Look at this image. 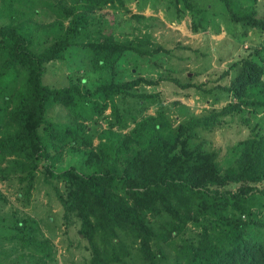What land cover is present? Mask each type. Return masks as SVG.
Listing matches in <instances>:
<instances>
[{"label":"trees","instance_id":"obj_1","mask_svg":"<svg viewBox=\"0 0 264 264\" xmlns=\"http://www.w3.org/2000/svg\"><path fill=\"white\" fill-rule=\"evenodd\" d=\"M128 1L0 0V22L8 20L0 23V181L16 178L26 204L38 180L50 186L66 222L79 221L91 252L87 264H127L135 257L142 264H264V129L254 125L224 160L203 140L226 117L240 114L250 124L264 108L259 0H218L244 27L241 35L251 30L259 41L222 75L238 68L230 84L220 85L231 101L176 126L162 110L131 113V121L121 111L118 98L136 101L141 112L161 103L159 93L144 88L166 79L138 69L162 67V47L149 27L121 37L114 26L107 8L130 12ZM147 1L173 19L190 15L195 32L213 22L210 6L197 0ZM43 13L54 18L44 22ZM70 54L88 58L96 81L77 73L65 86L45 82L49 65ZM181 86L202 88L191 81ZM56 105L61 121L48 117ZM98 117L108 126L95 144L88 122ZM67 147L83 153L84 170L57 169ZM5 221L0 218L1 264L17 253L36 264L54 259L51 239L24 230L37 226L35 219Z\"/></svg>","mask_w":264,"mask_h":264},{"label":"rangeland","instance_id":"obj_2","mask_svg":"<svg viewBox=\"0 0 264 264\" xmlns=\"http://www.w3.org/2000/svg\"><path fill=\"white\" fill-rule=\"evenodd\" d=\"M201 7L210 6L209 16L213 22L207 30L195 32L192 28V19L188 15L182 20L171 18L168 10L159 6L156 10L150 2L145 0H130L128 8L115 10L111 7L107 9L115 17L114 26L123 37L132 36L139 28L149 27L153 41L162 47L163 52L159 55L162 67L154 68L150 64L146 67H139L144 74H151L160 80L158 86H146L149 92L160 94L161 103L151 106L147 111L141 112L136 101L118 98L122 113H126L131 121V113L137 114H157L164 111L171 119L174 126L187 120L192 116L204 113L205 111L217 107H224L231 101V95L222 90L220 85L230 84L236 75L237 69H232L230 74L223 76L225 71L237 60L239 55L245 54V49L255 45L259 41L258 35L251 30L248 34H242L243 26L235 24L227 15L226 10L218 0H197ZM260 15L264 14V0L258 1ZM135 15H144L139 20ZM40 18V17H39ZM54 17L43 13L41 19L44 22L52 20ZM8 23V20L0 22ZM84 59V60H83ZM88 58L84 54L72 56L64 63L58 62L55 66L49 65L44 81L57 86H65L76 80L79 73L91 81H96V74L89 70ZM79 67V70H77ZM132 64H129L128 71ZM136 72L137 69L135 68ZM177 80L179 82H177ZM191 81L195 85L184 88L181 84ZM264 82V77H263ZM107 110L106 114H110ZM62 108L59 105L48 109V117L55 120H63ZM107 118L98 117L93 122H88L90 130L94 134V143H98L97 134L105 129ZM254 125L264 129V108H260L257 117L247 124L240 114L228 116L225 122L212 133H204L203 140L206 141L207 148L219 153V159L224 160L230 154L231 147L238 141L247 138ZM127 131V130H126ZM264 131V130H263ZM84 155L72 147H67V151L57 166L58 170L68 167H76L84 170ZM5 165V164H4ZM43 178V177H42ZM41 178V179H42ZM37 189L34 192L30 203H24L18 198L19 183L16 178L11 177L0 181V218L11 221L14 216L26 219L27 216L35 219L37 226L31 227L27 224L24 230L32 229L39 239L49 238L55 248L54 259L46 264H87L91 257L88 248V241L79 233V221L75 220L67 223L64 218V210L58 199L50 191V186L38 180ZM264 185V184H263ZM261 185V186H263ZM4 249H10V245H5ZM21 255V256H20ZM4 264H36L31 260L28 253L13 254L4 259ZM38 264H44L37 262ZM1 264V263H0ZM127 264H142L137 257L130 259Z\"/></svg>","mask_w":264,"mask_h":264}]
</instances>
